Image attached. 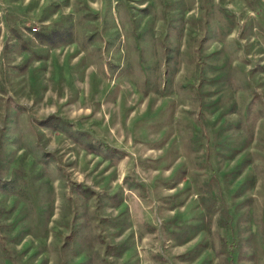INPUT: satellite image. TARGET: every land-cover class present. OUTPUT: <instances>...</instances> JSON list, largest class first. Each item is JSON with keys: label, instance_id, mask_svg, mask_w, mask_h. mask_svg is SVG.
Returning a JSON list of instances; mask_svg holds the SVG:
<instances>
[{"label": "rangeland", "instance_id": "obj_1", "mask_svg": "<svg viewBox=\"0 0 264 264\" xmlns=\"http://www.w3.org/2000/svg\"><path fill=\"white\" fill-rule=\"evenodd\" d=\"M0 264H264V0H0Z\"/></svg>", "mask_w": 264, "mask_h": 264}, {"label": "built area", "instance_id": "obj_2", "mask_svg": "<svg viewBox=\"0 0 264 264\" xmlns=\"http://www.w3.org/2000/svg\"><path fill=\"white\" fill-rule=\"evenodd\" d=\"M38 28H34V30L36 31Z\"/></svg>", "mask_w": 264, "mask_h": 264}]
</instances>
